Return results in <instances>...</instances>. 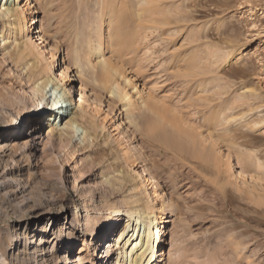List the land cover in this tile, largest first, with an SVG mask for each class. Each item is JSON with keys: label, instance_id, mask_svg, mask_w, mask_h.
<instances>
[{"label": "rangeland", "instance_id": "374dc122", "mask_svg": "<svg viewBox=\"0 0 264 264\" xmlns=\"http://www.w3.org/2000/svg\"><path fill=\"white\" fill-rule=\"evenodd\" d=\"M15 1L11 11H21L34 22H28L26 39L16 31L15 17L0 18V39L6 40L5 45L0 42V145L14 147L0 153V264H58L53 252L41 255L38 246L39 238H46L42 226L49 229L56 219L55 237L68 240L73 232L76 238L68 252H57V261L76 264L79 249L88 247L82 253L93 264H115L117 253L106 256L107 246L127 219L121 217L116 226H107L106 219L115 208H125L122 200L129 195L141 198L137 209L146 205L145 195L139 197L150 188L140 184L142 167L137 163L142 159L161 188L153 196L154 216L161 196L177 211L166 210V223L158 225L171 231L163 236L155 264H264V0H154L151 5L141 0ZM107 13L123 22L116 30L103 26L105 58L125 71L157 108L174 115L166 130L178 135V128L191 127L193 147L203 152L205 161L150 140L144 131L148 124L137 132L121 105L69 64L74 33H86L89 20L99 24ZM41 30L48 32L43 40ZM15 37L20 51L29 39L45 52L48 63L56 54V64L47 65L57 79L62 63L69 65L65 85L70 102L64 114L73 113L80 124L69 138L47 135L48 100L35 98L29 85L20 82L21 67L8 55L16 58L20 53ZM54 39L60 46L56 53ZM27 60L29 66L36 62L34 57ZM126 147L133 150L134 164L124 159ZM102 177L119 179L124 190L111 195ZM37 205L42 209L35 211ZM61 208L65 214H58ZM52 209L55 214L38 219ZM87 210L94 219L90 226H98L96 234L91 229L83 233ZM28 224L26 241L21 227ZM102 226L109 230L100 235ZM51 247L45 245L43 253ZM125 262L129 264L122 258L120 264Z\"/></svg>", "mask_w": 264, "mask_h": 264}, {"label": "bare ground", "instance_id": "6f19581e", "mask_svg": "<svg viewBox=\"0 0 264 264\" xmlns=\"http://www.w3.org/2000/svg\"><path fill=\"white\" fill-rule=\"evenodd\" d=\"M17 1H15L16 4H17ZM123 1L124 0H121L120 2H123ZM137 1H139V0H137ZM141 1H144L145 4H147V5H149V4L151 5V4H153L152 2L154 0H141ZM12 2H14V0H12V1L5 0L4 3H2V0H0V18L1 19L7 18V20H9L11 17H15L16 22H17L16 31L18 30L19 33L20 34L22 33V35L27 39V37H28L27 33H28V31H30V27H31V26H28V22L30 21L33 24L34 19L33 18L27 19L24 16L23 12H21V11H16V10L14 12L11 11L10 8H12ZM155 5H157V4H155ZM120 6L122 7V5H120ZM140 6H141V4H140ZM129 7H131V6H129ZM153 8H155V6ZM29 10H30L29 15H31V13H33V11H31L32 10L31 8ZM150 10H154V9H150ZM150 10H148V11H150ZM115 13H117V12H115ZM135 13H137V12H135ZM107 14L102 15L103 19H102V22L100 20L99 24L97 23L98 21L96 23H92L88 19L89 23L86 24L87 25V26H85L86 28L83 27L84 30H87L86 33H85V31L83 32V30H81V32H78V30L75 29V31L76 30L77 31L75 33L73 32L74 35H73L72 43L70 44V46L68 48L69 52H70L69 64L72 65L73 67H75L76 72L80 75L81 78L87 80L89 82V84L91 83L92 85H95L100 90L105 91L107 96L109 95V98L111 100H114V101H116V103H119L121 105L120 107H122L125 111V117H126V120L128 121V124L131 125L137 132L142 130L140 125H147L148 124V129H145L144 131H146V134L150 140L154 141L155 143H159L160 145H163L166 148L168 147L171 150L177 151L181 154H185V155L188 154L192 160H204L205 161L206 156L203 154V152L198 150V148L195 147L196 148L195 149L193 147V146H195V143H194L195 142V136L188 133L189 131H191V129H190L191 127L186 128L183 125L185 130L184 129L180 130L178 128V131H179V132L177 131L178 135H176V134L174 135V134L170 133L168 130H166V128L164 126L167 122H168V124L169 123L172 124L173 121L175 122L174 118L171 117V116L174 117V115L171 114V116H169L167 114V112L157 108L155 106V101L153 103V100L150 98L149 95H146V94L143 95V91H139L137 89V87L135 86V84L132 81V78L124 74L125 71L124 72L121 71L120 67L117 64H115V63L113 64L109 61V59L105 58L104 52L102 50V40H103L102 39L103 36L101 33L102 28H103V26L106 25V26H112L116 30V28H119L121 26L120 25L121 23H119V22H123L120 18L117 20L115 18V16L112 15L111 13H107ZM127 14H128V12L125 11L126 16H127ZM137 14L139 15V13H137ZM137 14H136V18L138 16ZM143 14H146V13H143ZM142 15L140 14L139 16H142ZM95 17H97V16H95ZM8 25L12 26V23H9ZM144 26H145L144 28H146V26H149V24L144 25ZM151 28H153V27L151 26ZM158 28L159 27L157 26V29ZM154 29H156V28H154ZM90 30H93L92 35L91 34L89 35ZM120 30H121V28H120ZM14 31H12V32H14ZM41 33L43 34V36H40V40H43L44 36H47L46 34H48V32L47 31L44 32L41 30ZM117 37H119V35H117L116 38ZM160 38H161V36H160ZM52 39H53V37H52ZM119 39H121V38H119ZM16 40L17 39L15 37L13 42H16ZM5 41L6 40L1 36L0 42L3 43V45H5ZM114 41H116V40H114ZM44 42H45V40H44ZM24 43H25L24 44V50H21V51H20V45L17 43V50L20 53H19V55H17L16 58L14 57V54H12L11 52H8L10 59H12V61L15 62V64L17 66L21 67L20 69H21L23 78L20 80V82L22 83L23 81H25L26 86L29 85L28 88L31 90V92L35 98L39 97L41 99V101L43 99L48 100V102L46 101L47 103H46L45 108L48 109L51 114L48 116L49 121L46 125V126H48L47 135L55 134L58 137L63 136L64 138H69L71 135H74V133L78 130V127H80V124L77 123V118L73 113H70L71 116L69 115V113L67 115L64 114L65 111L68 110V104L70 102L69 89H67L66 85H65L66 80L69 76V70H70L69 68L70 67H69V65H66L63 62L62 63L63 70H58L59 71L58 75L60 76V79H57V77H55V71L53 70V68H50L49 65H47L48 59H47V55L45 54V52L41 49L36 50L37 48L33 47L34 45H31V43L29 42V39ZM53 43H54V45H52L53 47L52 46L51 47L54 48L53 49L54 52L55 53L59 52L60 46H59V43L57 42V40L54 39ZM5 50H6V48H4V51ZM29 57H34V60L36 61V62H34V64L30 63V66H29L30 61L27 60V59H29ZM56 57H57L56 54L51 55V61L48 64L55 65L56 61H57ZM40 94H41V96H40ZM51 98H52V102L49 105V100ZM205 98H206V96H205ZM202 100H204V99H202ZM36 104L37 103H35V105ZM228 109H230V108H228ZM51 110H53V111H51ZM146 115H149L151 117H149V119H146V118H144ZM82 117H83V115H82ZM218 117H221V116H218ZM175 118H176V116H175ZM17 119H18V117H15L14 120L17 121ZM52 119L54 120L55 123H50ZM140 119H144V123L140 124V122H139ZM1 121L2 120H0V125H1ZM170 124H169V126H170ZM179 125H181V124H179ZM5 126H8V124L6 123ZM56 128H60L58 132L53 131V129H56ZM150 134H154V135L151 136ZM5 135L6 134L4 133L3 136H5ZM86 138H87V136H86ZM62 141H63V139H62ZM196 141H197V139H196ZM191 146H192V148H191ZM6 148H9V149H6ZM84 149H85V146H81V150H84ZM7 150H9L10 152H13L14 147L11 145H6L5 147H1V145H0V153L1 154H4L5 151H7ZM135 150H137V148H134V151ZM132 151L133 150H131L130 148H127L125 150V153L123 154L124 159L127 162V164L128 163L134 164L133 161H131V159L135 158V157L133 158V156L131 154ZM74 152H76V151H74ZM135 152H134V154H136ZM208 156H209V154L207 155V158H208ZM211 156H209V157H211ZM3 157L4 156H2L1 158H3ZM143 157L145 158V156H143ZM138 159H141V158L139 157ZM135 163H137V162H135ZM3 164L4 163H2V161H0V170L3 168ZM137 164H140L142 167V171H141L142 177L139 175L141 178L140 184H142V186L145 188H148L150 186L149 190L146 189V191H144V193L143 192L139 193V197L145 195L144 198L147 199V201L145 202L146 205L142 209H139V208L137 209L140 201L142 202V200H140L141 198L132 200L131 198H133V197L130 198V195H129V197L122 200V202H123L122 204L125 208L123 210L121 207L115 208L114 210H112L109 213L112 216L106 219V225L107 226H116V224L120 221L121 217H123V216H126L125 218L127 219V221L125 223L126 224L125 227L122 230L119 229L116 232V235L113 239V242L112 243L109 242L108 246H107L108 252H107L106 256L112 255V252L114 250L117 253V258H116L115 264L116 263L120 264L122 258L127 259L129 264H153L155 262V258H157L159 256V255H157L158 249L165 243V241L163 240V236H167L168 233L171 231V230L164 231L166 228H163L162 230H160L158 228V225L159 224L163 225L166 223L167 220H165V218L163 217L166 210H169V212L171 214H175L177 212L176 206L172 203V201L170 199H167L165 196H161L160 197L161 201H162L161 206L156 210L158 212V217L154 216V205H153L154 198H153V196L156 194L157 189L158 188L161 189V188L159 187L158 181L153 177L152 172L147 169V167H146L147 165L145 164L144 160L142 159V161L140 163H137ZM115 177L114 178L102 177L105 186H108V188H110V190H111L110 194L111 195H113L115 193H121L124 190L123 183H119V179H117ZM118 186H119V189H118ZM1 187H6V183H3L1 185ZM22 188L23 187H20L17 190L18 194L21 193ZM131 205L133 206V208L131 207ZM141 205H142V203L139 206L141 207ZM41 207H42L41 205H37V208L35 209V211L41 210L42 209ZM61 210H62V208L58 211V214H65V213H62ZM55 213H56V211L55 210L53 211V209H52V211H47V212L41 213V215L38 217V219L44 220V219H46L45 217L51 216L52 214H55ZM151 216H154V217H151ZM85 217H86V219H85L84 225L86 228L83 232L84 235L90 229H91V232L93 234H96L95 230L98 228V226H96V227L90 226V223L93 222L94 219L92 220V217L90 215L89 210L86 211ZM58 221H59V219L54 220L53 224L51 225V227L49 229L46 227L43 228L44 226H42L43 230L40 232H42L44 235H46V238L43 239V236H41L39 238L40 242H39L38 246H41V250H40L42 252L41 255L47 256L50 253L52 254V252H53L54 255L51 258H53V260H56V262H58V264H61V261H57V257H56L57 252H59L61 250H65L68 252L71 249L70 245L75 243L76 238L73 236V232H70V234L68 235V240L64 239V238L58 239V237H55V234H53V232H54V228L58 224ZM51 222H52V219H49L46 221L45 225L48 226ZM26 223H27V221H26ZM29 225L30 224L23 225L21 227V229L24 231V236H23L24 240H26V241L28 239L27 232L29 230ZM66 225H68V224H66ZM116 229H118V228H116ZM101 230L102 231L100 232V235L103 231L109 230V228L106 229L105 226L104 227L102 226ZM171 240H172V238H171ZM171 240H170V242H173V240L172 241ZM47 244L52 245L51 250L43 253V251H44L43 247ZM26 245H27V243H26ZM87 248L88 247H86V249ZM86 249H84L83 247L79 249L78 253L75 255L76 264H93V262L90 259L91 258L90 255L88 257L83 256L82 252ZM65 255H66V252H65ZM26 260H30V258H26ZM126 262H125V264H126ZM66 263L69 264V263H71V261L66 260Z\"/></svg>", "mask_w": 264, "mask_h": 264}]
</instances>
